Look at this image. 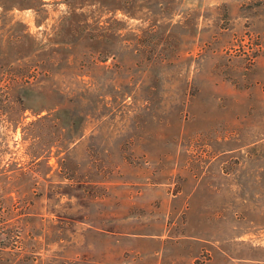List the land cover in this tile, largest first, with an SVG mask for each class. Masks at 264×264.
Returning a JSON list of instances; mask_svg holds the SVG:
<instances>
[{
    "label": "rangeland",
    "instance_id": "obj_1",
    "mask_svg": "<svg viewBox=\"0 0 264 264\" xmlns=\"http://www.w3.org/2000/svg\"><path fill=\"white\" fill-rule=\"evenodd\" d=\"M0 264H264V0H0Z\"/></svg>",
    "mask_w": 264,
    "mask_h": 264
}]
</instances>
